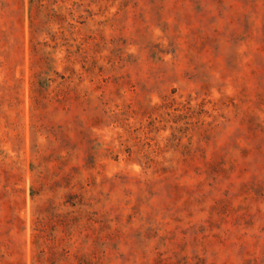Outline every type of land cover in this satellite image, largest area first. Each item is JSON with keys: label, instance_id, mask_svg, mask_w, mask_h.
Wrapping results in <instances>:
<instances>
[{"label": "rangeland", "instance_id": "374dc122", "mask_svg": "<svg viewBox=\"0 0 264 264\" xmlns=\"http://www.w3.org/2000/svg\"><path fill=\"white\" fill-rule=\"evenodd\" d=\"M0 264H264V0H0Z\"/></svg>", "mask_w": 264, "mask_h": 264}]
</instances>
